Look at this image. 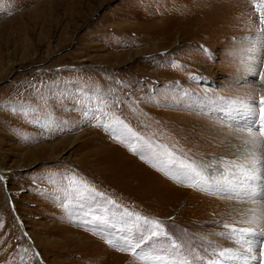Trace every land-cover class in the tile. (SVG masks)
Segmentation results:
<instances>
[{"label":"rangeland","instance_id":"rangeland-1","mask_svg":"<svg viewBox=\"0 0 264 264\" xmlns=\"http://www.w3.org/2000/svg\"><path fill=\"white\" fill-rule=\"evenodd\" d=\"M262 11L261 0H0V264H146L117 247L141 233L167 264H227L240 243L225 224L264 229V210L220 190L231 161L249 162L232 102L264 96L250 70L258 55L264 71L252 40ZM192 191L211 209L188 216Z\"/></svg>","mask_w":264,"mask_h":264},{"label":"snow or ice","instance_id":"snow-or-ice-1","mask_svg":"<svg viewBox=\"0 0 264 264\" xmlns=\"http://www.w3.org/2000/svg\"><path fill=\"white\" fill-rule=\"evenodd\" d=\"M261 3L264 4V0H261ZM260 15L261 23L264 24V11L260 12ZM260 34L258 37H253L252 40L254 44L259 41L258 47L264 48V27L260 29ZM250 51L255 53L258 48L250 49ZM253 59L257 61V64H253L250 70L257 74V79L253 80V84H258L260 81H264V71L258 70L259 56L255 55ZM232 103L237 104L242 110L241 115L247 124L246 127L238 128L237 131L246 132L249 137L244 141L245 148L242 153L249 162L247 165H237L235 161H231L232 167L221 173L227 183L220 190L242 192L244 197L241 202L250 200L253 205H257V207L247 209L249 212L256 213L264 210V171H262L264 170V161L257 158L261 153L256 151L257 145H264V96H260L258 101H234ZM97 126L107 127V125L102 124ZM178 174L191 177L194 182H199L201 179V172L197 171L196 168L189 169L188 166H180ZM146 225L152 229L151 236L164 235L160 222L146 221ZM224 227L229 229L231 233L236 234L235 239L240 243L243 250L242 254L246 260L255 261L256 264H264V229L236 228L228 224H225ZM147 230L146 228L145 231ZM144 239L142 233L138 239L135 237L131 239L126 236L122 237L117 244L118 250L131 251L134 256L145 261L146 264H167L164 257L156 249L150 251L144 249L142 246ZM172 247L175 248L176 244L173 243ZM221 255L224 254L221 253Z\"/></svg>","mask_w":264,"mask_h":264},{"label":"bare ground","instance_id":"bare-ground-1","mask_svg":"<svg viewBox=\"0 0 264 264\" xmlns=\"http://www.w3.org/2000/svg\"><path fill=\"white\" fill-rule=\"evenodd\" d=\"M197 192L202 193V191H192V192H190L192 194H190V197L188 198V208L189 209L186 212L188 214V216L189 215L197 216L199 214V212H202V211L205 212L204 209L205 210L211 209V203H213L212 201L215 200V199H211L210 197H207V196H205L206 198L200 200L199 198L201 196L198 197ZM204 195H205V193H204ZM217 200H219V199H217ZM220 201L221 200H219V202ZM209 202H211V203H209ZM218 211H214L213 210V212H216V213H218ZM187 219L189 220V218H187ZM242 251L243 250L241 249V245L238 244V245H235L234 248H232L230 250H226L223 253L224 255H221V256H222L223 259H225L227 261V264H253L254 262H252L250 260H246L244 258V255L242 254Z\"/></svg>","mask_w":264,"mask_h":264}]
</instances>
